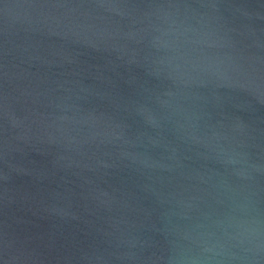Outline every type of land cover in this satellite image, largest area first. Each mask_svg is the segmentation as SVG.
<instances>
[{
	"label": "water",
	"instance_id": "1",
	"mask_svg": "<svg viewBox=\"0 0 264 264\" xmlns=\"http://www.w3.org/2000/svg\"><path fill=\"white\" fill-rule=\"evenodd\" d=\"M0 264H264V0H0Z\"/></svg>",
	"mask_w": 264,
	"mask_h": 264
}]
</instances>
